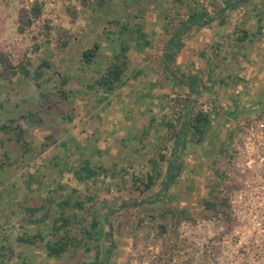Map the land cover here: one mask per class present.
I'll list each match as a JSON object with an SVG mask.
<instances>
[{
	"label": "rangeland",
	"instance_id": "1",
	"mask_svg": "<svg viewBox=\"0 0 264 264\" xmlns=\"http://www.w3.org/2000/svg\"><path fill=\"white\" fill-rule=\"evenodd\" d=\"M225 1L228 0H0L3 264L36 262L38 256L32 254V247L17 239L23 232L19 215L29 217L35 210L34 216L48 218L62 213L72 218L75 214V218L84 220L72 225L74 229L69 233L74 244L66 246L69 251L64 257L55 258L58 264H258V256H248L242 247L225 242L232 220L216 219L205 207L206 199L226 185L233 186L238 178L226 151L221 150L215 159L207 157L215 146L208 126L194 136L191 131L190 136L205 155L201 171L209 170L218 186H214L212 178L196 206H177L169 194L160 201L129 206L156 198L144 168L119 164L127 162L125 159L135 151L134 145L144 153L141 143L125 138L119 141L115 136L117 121L127 113L124 110L135 99L142 103L145 99L120 92L117 84L112 89L101 84L110 65L123 63L121 57L115 56L122 53V47L129 53L131 46L145 43L146 39L153 43L152 52L146 53L154 61L153 69H162V52L168 42L173 43L170 39L179 30L185 32L183 27L190 15L194 11L213 12ZM249 2L227 21L210 24L195 37H185L183 43H240L233 24L242 23L246 17L249 24L256 25L249 12L260 7L258 2L264 6V0ZM36 3L42 5L41 14L25 24L26 15ZM150 19L153 25L147 30L143 21ZM96 44L99 48L95 56L86 59L84 52ZM207 54L206 49L203 55ZM130 68L126 65L122 78L133 70L131 63ZM169 90L166 95L146 100L154 105L165 104L168 111L162 129L174 136V118L187 114L191 96L188 89ZM196 102L200 110L206 103L219 105L215 114L224 104L219 96L206 100L199 97ZM157 119L159 123L162 120ZM226 173L232 179L227 180ZM161 225L168 226L165 232ZM39 260L42 264L47 260L54 263L47 256L46 261Z\"/></svg>",
	"mask_w": 264,
	"mask_h": 264
},
{
	"label": "crops",
	"instance_id": "2",
	"mask_svg": "<svg viewBox=\"0 0 264 264\" xmlns=\"http://www.w3.org/2000/svg\"><path fill=\"white\" fill-rule=\"evenodd\" d=\"M238 1L239 4L236 8L228 9L223 14L221 11L226 3H224V7L210 13L194 11L193 13L206 15L207 22L197 28V18L189 19L183 27L185 32L179 30L177 35L170 39V42L173 41V43L168 42L166 49L162 52V69L156 67L153 69L154 61L150 55L146 54L147 51L149 54L152 52L153 43H147L149 42L147 39L145 43H135L134 47L131 46L129 53L127 50L123 52L124 49L121 46L122 53L115 55L118 59H120L119 57L123 59V63H126L128 69L130 63L134 66L126 78H122L117 83L118 90L130 96H142L145 99L144 103L135 99V103L129 109L124 110L127 113L121 116L119 121L116 120L115 130L117 140L122 141L125 138L130 141H139L145 152L142 153L138 150L139 146L134 145L132 149L135 151H132L130 157L125 159L127 162L124 163L123 160V163L119 162V164L144 168L152 183L148 184L149 189L156 195L154 199L134 202L129 206L139 203L150 204L154 200L160 201L167 194L175 200L174 203L177 206H196L201 193L205 192V186L209 182L212 183V178L214 186H218V180L211 176L209 170L201 171L206 164L205 155L201 153V145L194 141V133L192 138L190 136L192 131L190 123L200 110L196 106L197 98L202 97L206 100L218 96L223 97L224 104L221 112L214 114L216 115L214 117H209L210 122L207 127L210 140L215 145L212 148L213 153L207 157L213 159L218 157L221 150L228 153L227 157L233 156L234 144L239 139L237 130H233V127L240 117L264 114V6H261V2H258L260 7L249 12L252 20H256V25L249 24L246 17L242 23L233 24V28L238 32L239 37L237 38H240V43H183L185 37L193 38L195 37L193 35L210 24L213 26L218 21H227L229 16H234L239 12L242 5L251 3L249 0ZM144 14L148 15L147 11ZM143 23L144 27L147 26V30H150L148 28L153 25L152 19L143 21ZM235 30L234 32H236ZM206 49L208 54L203 55ZM172 88L180 91L188 89L191 96L187 114L176 115L174 118L177 129L174 136L168 135L169 133L165 134L162 129L163 118H165V112L168 111L167 109L165 111V104L154 105L147 103L149 99L146 100V97L166 95ZM152 101L151 99L149 102ZM176 110H181V108L176 107ZM158 117L162 118L160 121L162 124L159 123ZM157 147L158 151H156ZM209 163L211 165L212 161ZM119 164L114 166L117 167ZM210 168L213 170L212 167ZM56 188H53L52 191ZM127 205L120 204V206ZM34 208H36L35 205ZM37 211L35 210L29 217L19 215V225L23 232L18 234L17 239H31L30 237L34 239L27 243L23 241L25 245L32 247L30 249L33 250L32 254L38 256L33 264H42L39 258L44 260L46 256L53 258L54 263L51 260L49 263H47L48 260H44L46 263L43 264H58L55 262V258L58 260L64 257L74 244V239L69 233L74 229L72 225L84 220L75 218V214L72 215V218L62 213L56 217L48 218L34 216ZM98 221H102V218ZM29 230L34 231L30 233ZM65 241L68 242L69 248L66 247L61 252L52 251L53 244L56 249L59 248L57 243H65ZM2 248L1 246L0 249ZM0 262L2 263V261ZM27 264L29 263L27 262Z\"/></svg>",
	"mask_w": 264,
	"mask_h": 264
},
{
	"label": "built area",
	"instance_id": "3",
	"mask_svg": "<svg viewBox=\"0 0 264 264\" xmlns=\"http://www.w3.org/2000/svg\"><path fill=\"white\" fill-rule=\"evenodd\" d=\"M219 110V105H202L206 114ZM233 130L239 135L231 157L238 178L231 186L232 224L225 242L242 247L248 256H258V264H264V114L240 117Z\"/></svg>",
	"mask_w": 264,
	"mask_h": 264
},
{
	"label": "trees",
	"instance_id": "4",
	"mask_svg": "<svg viewBox=\"0 0 264 264\" xmlns=\"http://www.w3.org/2000/svg\"><path fill=\"white\" fill-rule=\"evenodd\" d=\"M104 1L105 0H100L101 3ZM238 4H239L238 0L228 1L225 4V7L223 6L224 9H222L221 11L222 14L225 13V11L228 9L236 8ZM41 12H42V5L39 3L34 4L32 9L26 15L23 22L25 24H30L32 19L39 16ZM194 19L197 20V25H198L197 28H199L200 26H203V24L207 22L208 17H206V15H199V13H193L190 15V20H194ZM98 48H99V45L96 44L93 49L85 51L84 57L86 59H88L90 56L94 57ZM125 71H126V63L110 65L106 69L104 75L102 76L101 84L105 85L109 89H112L115 84L120 82ZM31 116L34 120L35 116L34 115H31ZM209 122H210L209 115L204 113L202 110H199L195 114L194 119H192L190 126L194 134L196 133V131L198 133H203L204 128L208 126ZM197 141H201V139H197ZM226 175H227L226 177L228 178L227 180H230L231 178L230 174L226 173ZM232 190L233 188L231 186L226 185L225 187L220 189V191L216 195H214V197L208 198L205 200V207L212 211L214 218L221 219V220H232V216L230 213V205H229ZM167 228H168L167 225H161V231L165 232ZM22 241L28 242L31 240L29 238H22ZM57 244H58L57 247L59 248L55 249L54 248L55 245L53 244L52 251L61 252V250H64L66 248V246L68 245V242L67 241L65 243L60 242V244L59 243ZM0 264L2 263L0 262Z\"/></svg>",
	"mask_w": 264,
	"mask_h": 264
}]
</instances>
